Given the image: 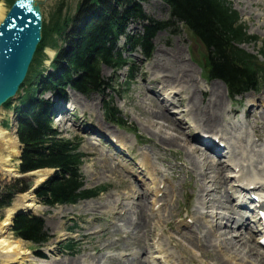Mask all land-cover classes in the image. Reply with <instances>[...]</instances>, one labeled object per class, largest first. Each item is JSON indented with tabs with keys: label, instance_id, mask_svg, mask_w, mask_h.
<instances>
[{
	"label": "rangeland",
	"instance_id": "374dc122",
	"mask_svg": "<svg viewBox=\"0 0 264 264\" xmlns=\"http://www.w3.org/2000/svg\"><path fill=\"white\" fill-rule=\"evenodd\" d=\"M36 1H39L43 4L42 13L44 22L49 23L52 18H56L57 12L59 11L61 5H63V17H66L67 15L75 17L78 14V6L82 0ZM226 1H228L229 4L232 5V8L238 12L241 23L247 27L248 33L251 36H255L259 39L257 45L254 43H247L243 45L244 50L251 54H256L257 50L264 43V0ZM0 4H2L6 10L7 16L10 10V5L6 0L1 1ZM142 7L143 11L154 20L167 21L169 18V9L167 5L161 0H147L145 3H143ZM142 31L143 26L134 25L127 30V33L133 35L140 34ZM56 43L60 48L66 47V42H63V40H61L59 37L57 38ZM124 44L125 40H120L118 47L122 48ZM153 46L154 51L150 59H145L139 53L130 55L128 52L123 51V57L127 59L129 66L134 67L133 74H130V69L128 68H125L118 73H114L113 69L109 67L102 68V75L104 79L106 81L113 79V88L107 95L106 99L109 101H114L115 107L119 110L122 118L127 123L125 129H120L105 119L106 117L104 115L103 108L105 99H103V97L95 94L85 97L75 92H67V96L68 98L70 97L69 100L72 103V113L75 116L81 118L82 121H72L73 123H68V116H62L60 119H54V127L58 132L61 133L63 138H76L80 141L79 151L85 155L84 164L81 167L84 189L92 190L102 187L105 188V191L100 197L96 199L81 201L73 206L54 208L59 210L58 213L60 214L58 215H54L51 212L52 209L42 205L37 198L38 204L48 209L47 211L39 213L38 215L44 219L45 227L51 236V240L50 243L45 247L38 248L32 243H28L22 239L16 238L12 228L9 226L4 237L12 244L20 245V251L30 253L32 255L39 251L44 252L47 256L51 257L49 260L51 262L50 264H73L81 260H88L89 264H126V261H134L137 254H139L137 257H139L141 254H144V257L146 256V258H148L145 259V261H149L148 264H150V261L151 263L153 262L151 258L154 252L152 249L153 241L156 239V234H158V231L165 229L170 235L175 237V239L177 238L178 247L175 246V243H168L166 238L162 237L164 242V255H173L174 257L171 258L174 264H207L211 259L214 260H211L212 264H218V261L220 264H222L221 262L226 263V261L223 260L219 254L216 256L215 249L213 248L214 244H212V242L208 244V252L210 253L211 258H206L201 256L202 252L197 247V243L196 247H193L194 245H191L190 241L184 239V236L187 234L192 235L194 241L196 238L195 235L198 234L201 236L200 234L203 232V230L197 231L196 227L194 228L191 225L189 227V224L187 223L188 219L189 222L196 221L193 212L198 203L197 198L199 197L202 185V182L199 180L201 170L196 167L197 158L199 155L190 153L192 148L197 147L199 150H201V148H199V146L192 141L193 139H191L192 137L190 138V135L191 133L194 135L196 126H198V129L202 132H210L209 134H212L211 132L217 131V133L214 134L217 136L223 133L224 129L227 127V140L229 142L231 141L230 143H232L237 150L240 149V152H236L237 154L235 162L240 160L241 155L242 158L247 156V153L241 154V143L239 142L238 137L240 134H243L244 130H241L240 133L237 129L239 123L241 122L239 119L241 118V114L239 115L237 111L242 109L247 110L248 106L250 108L254 106L255 108H253L250 113L252 116H248L252 122L251 125H247L245 133L253 136L252 134H254L253 132L255 131L256 134L254 135L258 137L254 136V138H257L258 140L264 137V104L261 103L260 100L264 99V88L259 92L248 93L236 99L235 101H232L226 86L223 84L225 86L223 87L219 84V93L223 96L221 115L224 117L219 118L218 121H220V123L216 127L213 126L209 129L205 127V125H202L199 122L197 123V120L191 118L194 114V109L188 102V97H190L189 92H191V89L194 88L187 85L188 79L184 78L182 80L183 83L174 81L176 82L174 85H162V82H158L156 77L165 75L167 76L166 68H178L180 65L182 66L183 63H185L187 68L190 69L193 78L190 84L193 86L196 85L198 87L196 95L202 100V102L199 104L198 110L195 111L196 116L198 119L208 117L209 115H206V113L211 110V108H208V106L211 107L209 103L210 99L212 98L213 89L217 88L219 85L217 84V81L206 80L207 77L204 65L205 51L196 45V43L189 37L183 28H179L174 32L170 29L157 33L153 40ZM58 47L51 46L46 50L47 59L45 62V71L47 72H52V69L49 67V65L54 59L55 55H57L59 51ZM157 64L164 67L158 68ZM165 81L166 79L164 80V83ZM160 85L162 87L161 90ZM165 85L167 86V89L172 87L178 89V95H175L174 99H171L170 93L163 91V87ZM153 94L158 96V98H156V96ZM22 95L23 92L13 100L10 109H3L0 111L1 128H3L6 123V128L8 131L11 132L13 130V125L16 124L15 122L17 120L16 115L13 112V108L19 106V97ZM43 98L54 99L53 95L50 94H45ZM165 99H170L171 102L165 101ZM159 101L164 106H169V103L174 104V107L169 108V110L166 109L165 112L172 118V121L176 123L175 127H170L179 129L181 132H183L181 135L177 134L172 129L165 128L164 130L166 132L159 134L157 128H155V126L151 123L147 122L146 119L148 118V115L158 110L157 104L165 108ZM240 106H242V109ZM89 126L101 128L107 132L113 133L114 135H121L120 137L124 139L126 147L132 151V156H138L137 158L139 160L143 158V155H140V151H145L147 154H151L152 159L150 158V165L147 166L153 170L149 172L153 174L154 178L156 176L154 174L159 172V170L155 168L154 165L163 169V175L159 174L156 177L159 180L161 179L160 181H162V179L166 180L165 184L167 186L166 189L163 190L162 194H165L164 197L166 196L168 201L165 198L164 202H162L164 204L162 205L161 212L154 211V214H157V216L149 221L148 233L149 231L152 232L153 230L155 232L145 234L137 228V225L135 227L133 226V228H136V231H133L132 227L131 229L127 230L128 225H126L124 221L128 222L129 219H131L132 222H135L134 220L137 218V216H132V214H134L133 212H136V210L139 209L136 206L135 209H131L134 208L131 205L132 207L127 206L125 207L126 209L122 211V208H124L125 204L129 203L133 198V196L128 198L129 193L137 195L136 197L143 194L144 192L146 193V189L150 187L152 179L149 178L148 180V176L145 178L144 176L146 175L139 172L138 162L134 164L133 162L131 163L132 169L129 167H123V165H119V162L115 160L113 155H111L106 150H103L93 141L89 140V135L91 133L85 134V130L82 129L83 127L85 128ZM166 134L177 136L181 138V141L185 139L187 142L184 143L182 141L180 143L181 145L179 146H171L170 148L166 147L163 145V143H160L161 136L166 137ZM262 139L260 142H262ZM90 142H92L95 146ZM17 144V149L19 152H21V145L18 140ZM262 145L264 146V143ZM244 149L245 152L248 151L247 147H244ZM262 150H264V147L256 148L254 152L255 156L252 153H249L250 155L252 154V158L254 159L253 161L260 165V168L264 167V165L262 166L264 161L260 162L263 160L261 158L263 156V153H261ZM252 151L253 150H251V152ZM3 152L5 151H1V153ZM19 155H21V153H19ZM19 155L18 157H12L11 159V165L16 172L14 176L4 174L0 171V196L6 192L8 187L14 185L15 182L19 180L18 177L21 176V174L16 171L19 169ZM119 156L121 157V155ZM208 158H210L211 161L213 160L211 157ZM108 159L110 161H108ZM106 160L108 162L105 163L104 161ZM222 163L223 167H225L228 162L227 160L222 159ZM127 169L129 170L128 172L125 171ZM233 172L234 171L232 169L226 171L224 168L223 173L227 177L228 181H226L227 183H225V185L220 183L221 176L219 174L216 172L212 174L218 181V183L216 182V185H222V189L218 190L216 193H212L211 197L213 198V203L221 206L218 208V211L220 209V212L224 213V215L230 214L229 212L225 211L224 207L234 206L232 203L233 201H230V194L228 195L230 200L225 198L226 194L229 192L228 187H231L234 184L231 177ZM256 172L257 174L263 175L264 171L262 172L257 169ZM49 177L45 181H41V176L38 177V179L36 177H26L23 179L32 182L34 189L35 187L46 183L49 180ZM252 180H254V178H252ZM29 193H32V191L25 194ZM19 195L20 197L23 196L22 194H18L17 196ZM155 196L156 195L154 193L151 194L147 192L146 194L147 203L144 204V208L146 206L149 207V209H147L148 213L152 212V202L157 199ZM18 200V205L16 204L17 200H15V202L13 201L14 205L12 203L13 206L11 205V207L0 211V226L3 225L5 221H7V219L10 216H13L17 211L20 203V199ZM228 200L231 203H229ZM133 203L135 205H139V201L137 200L135 202L133 201ZM15 204L16 207H14ZM128 211H130L129 215H125L123 217L121 216ZM202 212L206 213L207 210H203ZM115 214H117V216ZM234 216L238 219L240 218V215L236 213V210ZM191 217L194 219V221ZM209 221H212V219ZM74 226L75 231L74 229L71 231L70 228H74ZM191 227L195 230V232L189 231ZM208 230L212 229L210 228ZM223 230L231 232L234 231L233 228L230 229L229 227H224ZM98 231L100 233H98ZM181 232H184L185 235H181ZM91 233H93V236H88V234ZM245 235L247 234L245 233ZM71 240L77 244L74 251L63 250V245ZM247 249H255L257 256L261 255L262 258L264 257V252L259 250L256 240L248 241ZM155 254L156 253H154V255ZM122 256L127 257L120 258ZM139 262L135 261V264H139ZM0 264H3V262L0 261ZM27 264H38V262H28Z\"/></svg>",
	"mask_w": 264,
	"mask_h": 264
},
{
	"label": "trees",
	"instance_id": "16d2710c",
	"mask_svg": "<svg viewBox=\"0 0 264 264\" xmlns=\"http://www.w3.org/2000/svg\"><path fill=\"white\" fill-rule=\"evenodd\" d=\"M6 1L12 6L16 0ZM146 1L82 0L75 17H63L61 5L56 18H52L49 23L44 22L42 42L21 87L24 91L19 100L21 106L14 110L21 116L17 131L22 145L20 173L58 170L37 191L38 199L45 206L76 204L80 199L99 196L105 188L82 189L80 168L84 155L79 152V140L64 139L54 129L50 119L54 111L53 104L40 99L39 91L52 90L62 95L60 89L70 87L86 97L93 93L105 96L111 84L102 77V66L106 65L114 71L126 66L121 52L116 50L120 36L127 37L128 45L132 48L140 46L144 56L150 58L154 50L152 41L158 32L170 29L174 32L183 28L196 45L205 51L207 77L222 81L232 97L252 90L259 91L264 87V62L260 60L264 59V43L256 55L242 49V45L257 44L259 39L248 34L247 27L241 23L238 13L228 1L162 0L169 7L167 21H156L147 16L141 6ZM133 22L147 23L141 35L126 34L128 25ZM69 28L72 30L67 33ZM58 37L68 44V50L58 47ZM51 46L59 48L51 64L56 72L46 74L45 51ZM11 104L7 103L5 108H11ZM104 108L108 120L125 126V121L117 118L118 112L112 102L106 103ZM32 187L33 183L26 179L17 180L0 196V211L10 207L16 195L25 194ZM13 232L16 238L37 247L51 239L44 221L33 216L17 217ZM63 247L68 250L75 248L72 242ZM38 255L42 256L40 253Z\"/></svg>",
	"mask_w": 264,
	"mask_h": 264
},
{
	"label": "bare ground",
	"instance_id": "6f19581e",
	"mask_svg": "<svg viewBox=\"0 0 264 264\" xmlns=\"http://www.w3.org/2000/svg\"><path fill=\"white\" fill-rule=\"evenodd\" d=\"M6 17H7L6 16V10L4 9L3 5L0 4V23H2V21H4ZM157 67L163 68L164 66H160L159 64H157ZM186 68H187V65L185 63H183L182 66L180 65L178 68H173V67H172V69L166 68L167 76L166 75L160 76V77L156 76L157 81L162 82V85L163 84L174 85L176 83L174 81H178L179 83H183L182 80L184 78L188 79L187 85L194 88V89H191V92H189L190 97H188V102L190 103V105L194 109V114L192 115L191 118L197 120V123L199 122L202 125H205V127L209 128V129H210V127H213V126L216 127L220 123V121H218L219 118L224 117L221 115L222 114L221 108L223 105V96L219 93V90H220V85H222L223 87H225V86L223 85V83L217 81V84L218 85L220 84V85L217 88L213 89L212 98L210 99V103H209L211 105V107L208 106V108H211V110L208 113H206V115H209V116L206 118H201V119L199 118L198 119L195 111L198 110L199 104H200V102H202V100L200 98H198L196 95L198 87L196 85L193 86L190 84L192 82L193 78H192V74H191L190 69L189 68L186 69ZM165 79H166V81L164 83ZM166 85L163 87V91L170 93L171 99H174L175 95H178V91H177L178 89L173 88V87L167 89ZM175 89H176V91H175ZM154 96H156V95H154ZM156 98H158V96H156ZM260 100H261V103L264 104V99H260ZM161 105H162V103H161ZM162 106H164V105H162ZM164 107L165 108H163V107L159 106V104H157L158 110L156 112L148 115V118L146 119L147 122L154 125L155 128H157V131L159 134L166 132L164 130V128H165V129H172L177 134L181 135L183 132H181L179 129L170 127V126L175 127L176 123H174L172 121V118L168 114H166V112H165L166 109L169 110V108L174 107V104L170 103L169 106H164ZM196 107H197V109H196ZM251 110L252 109L250 108L249 109V116L250 117L252 116L250 114ZM190 111H191V109H190ZM263 124H264V122H263ZM196 127H197V131L199 133H202L203 137L205 136V138L208 140H212L213 142L216 143L217 139H221V137L219 135L218 136L214 135L215 133H217V131L211 132L212 134H209L210 132H208V131H206V133L202 132L201 130L198 129V126H196ZM225 127H226V125H225ZM226 128L223 131L224 138L227 136V129ZM241 129H242V131L246 130L243 128H241ZM15 130H16L15 126H13V130L11 132L8 131L7 129H3L0 127V148H1V150H0V171L4 174L11 175V176H14V174L16 173L14 168L11 165V159H12V157H15V158L18 157V155L20 153L17 149L18 148L17 147L18 146V144H17L18 139H16L17 136H15L16 135ZM239 132L241 133V130ZM253 133L256 134L255 131ZM166 135H167L166 137L161 136V140H160V143H163V145H165L166 147L170 148L171 146H179V145H181L180 143L182 141L184 143L187 142V140H185V139H183L181 141V138H179L177 136H172L171 134L170 135L166 134ZM191 139H193L192 140L193 142H196L194 140V138H191ZM123 140L124 139H121V141H119L122 144L120 146L121 150L125 149V146L123 144L124 143ZM224 140L227 141L226 138ZM200 142H203V143L207 142V145H208L207 147H210L207 140L203 139V140H200ZM241 142L243 144L246 143L245 146H243V148H242V154L247 153V156L243 155L245 158L244 157L242 158V155H241L240 160L235 163L234 171L235 170L237 171L238 167L241 169V171L239 170V172H236L237 173L236 175H235V173H233V175H235L236 182L241 183L240 189H242L244 192L247 191V193H249V190H252L253 186H259L260 187L259 189L253 190V192H251V193L262 197V195L264 194V175L257 174L256 170H257L258 164L252 163L254 159H251L252 155L249 154V153L254 152L256 146L254 145V142H251V143L247 142V139L245 142L244 141H241ZM90 143L93 144L92 142H90ZM196 144H197V142H196ZM227 144H228V142H227ZM251 144L253 145L254 149L252 152H248V151H250ZM198 146H199V148H201V150H199V149H197V147H195V148H192L193 150L191 149V152H190V153H194V154L199 155V157L197 158L196 167H198L199 170H201V175H199V180L202 182L199 197L197 198L198 203H197L195 210L193 212V215L195 216L196 221H194V219H193L194 222H193L192 226L194 228L196 227L197 231L203 230V232L200 234L201 236H199L198 234L195 235L196 241H195V239L193 241L192 235H187V234L185 235L184 232H181L180 234L185 235L184 239L187 241H190L191 245H194L193 247H196V243H197V247L202 252L201 256H204L206 258H211L210 253L208 252V244L210 242H212V244H214L213 248L215 249L216 256L219 254L221 256V258L226 261V263L221 262L222 264H264V257L262 258L261 255L257 256L255 249H249V250L247 249V242L250 240L253 241L255 239V236L246 228L245 222L242 223L241 225H238L239 222L237 221L236 217L234 216L235 210H237V209L234 206L233 207H227L226 206V207H224L225 211L229 212L230 214L224 215V213L220 212V209L218 211V208H220L221 206H218V204L213 203V198L211 197L212 193H216L218 190L222 189V185L221 186L216 185V182L218 183V181H217V179H215V176H213L212 174L214 172L219 174L221 176V180H222V181L220 180V183H223V185H225V183H227L228 181H227V177L223 173L224 168L226 169V171L230 170V169L223 167V165H222L223 163L220 161V159H216L213 156H211V154H210L211 152H208V150L206 151V148H203L202 145L199 144ZM238 146H239V144H238ZM238 146H237V148H238ZM244 147H247V150H248L247 152L244 151L245 150ZM228 149H229V154L231 156L230 158L233 157V159L235 160L236 154H237L236 152L237 151L240 152V149L237 150L236 147L232 143H229ZM1 151H5V152L1 153ZM201 151H203V152H201ZM211 151L215 154L217 153L216 151H213V150H211ZM219 152H220V150H219ZM260 152H259V154H260ZM144 156L146 157L145 154H144ZM208 157H211V159H213V160L211 161L210 158H208ZM247 157H248V159H247ZM148 158H152L151 154H150V157H148ZM261 158L263 160H261L260 162H263L264 161V154ZM234 160H232V161H234ZM108 161H110V160L108 159ZM108 161L106 160L104 162L106 163ZM218 161L220 164L218 163ZM146 162L144 163L143 160L141 161L142 171L149 173L148 175H149V178L152 179V183H151L149 188H147V189L145 188L146 193L144 192L143 194H141L137 197V201H139V205L137 204L138 202L136 203L137 205H135L133 203V200L137 195H133V194L129 193L128 198H131L132 196H133V198H132V200H130L129 203L125 204L124 208H122V211H124L126 209L125 207H127V206L132 205L134 208H131V209H135V206H136L139 210H136V212H133L134 214H132V216H137V218H135V220H134L135 222H132L131 219H129L128 222L123 220L126 223V225H128L127 230L131 229V227L133 228V226L135 227L137 225V228L140 229V231H142L145 234H150V233H153L155 231L154 230L152 232L149 231V233H148L149 221L152 218H154L155 216H157V214H154V211H156V212L160 211L161 212V209H162L161 206H159L160 210H156L155 208L158 204H161V205L164 204L162 202H164L166 196L164 197L165 194H163V196L161 198H159V195L163 193V190L160 189L161 185L163 183L165 184V182H163V180L160 181L156 176H155V178L153 177V174L151 172H149V171H153V170H151L150 167H148L146 165ZM263 165H264V163L262 164V166ZM244 166H247V168ZM147 167H148V169H147ZM231 168H232V166H231ZM125 171L128 172L129 170L127 169ZM244 171L247 173L248 178H247V176L246 177L242 176ZM109 172H110V170H109ZM51 174L52 173H50L48 171H41V172H38L36 175H37V177L41 176V181H45ZM252 178H254V180H252ZM219 179H220V177H219ZM37 184H40V183H37ZM165 189H166V187H165ZM147 192H149L151 194L154 193L156 195L155 197H157V199L154 198L155 201L152 202L153 207H152L151 213H148V210H147V209H149L148 206H146L144 208V204L147 203L146 202ZM19 197H20V195L17 196L15 199V200H17L16 204L18 202ZM163 197H164V199H163ZM225 198L229 199L228 193L226 194ZM166 200H167V198H166ZM230 201H232V200H230ZM230 201H229V203H231ZM16 204L14 207H16ZM13 205H14V203H13ZM14 209H13V211H14ZM47 210H48L47 208L42 207L38 204L37 199L34 196V192L29 193V194H25V195L23 194V196L20 197V203H19V206L17 208V211L14 213L13 216H10L7 219V221H5V223L3 225L0 226L1 227L0 228V261H2L3 264H27L28 262H34V261H37L38 264L43 263L42 260L33 256L32 254L20 251L21 250L20 245L12 244L8 240H6L4 235L7 233L9 226L11 227L13 219L18 212H20V211H31L35 214H39V213L45 212ZM203 210L204 211L207 210V212L203 213L202 212ZM58 211L59 210H57V209L51 210V212L54 215L60 214V213H58ZM129 214H130V211H128L127 213L125 212L123 214V216H125V215L127 216ZM208 219L209 220L212 219V221H209ZM224 227L225 228L229 227L230 229L233 228L234 231L231 232V231L223 230ZM191 228L189 229V231L195 232V230L193 228H192L193 229L192 230ZM210 228L212 230H208ZM135 229L136 228H133V231ZM205 229L208 231H206ZM159 233H163V237L166 238V241L168 243H175V246L178 247L177 238L175 239V237L170 235L165 229H161L160 231H158V234ZM245 233L247 235H245ZM158 234L156 236H158ZM246 236H248V237H246ZM163 245H164V242L162 239L159 241V243L157 242V243H154L152 245L154 247V249H156L157 253L159 254V255H157V257L153 258L155 260L154 261L155 263L157 261H161L163 259V256L161 255L162 254L161 252L164 251ZM171 257H174V256L173 255L172 256L167 255L163 262L169 263L170 261H172ZM145 259H148V258H146V256L144 257V254H142V256L139 257L138 259H136L134 261H126L125 263L126 264H128V263L129 264H135V261L138 262L140 260L139 264H148V262L145 261ZM211 260H209L210 262L207 264H212V261H214V260H212V261ZM48 263L50 264L51 262L49 261ZM73 264H89V261L88 260H83V261L81 260V261L75 262ZM218 264H220L219 261H218Z\"/></svg>",
	"mask_w": 264,
	"mask_h": 264
},
{
	"label": "water",
	"instance_id": "95a60500",
	"mask_svg": "<svg viewBox=\"0 0 264 264\" xmlns=\"http://www.w3.org/2000/svg\"><path fill=\"white\" fill-rule=\"evenodd\" d=\"M42 5L36 0H16L0 24V111L17 96L42 41ZM47 171L52 173L51 178L58 172L50 169ZM38 172L28 176L38 179ZM39 187L34 188V194ZM30 214L31 211L18 212L13 223L16 217Z\"/></svg>",
	"mask_w": 264,
	"mask_h": 264
}]
</instances>
